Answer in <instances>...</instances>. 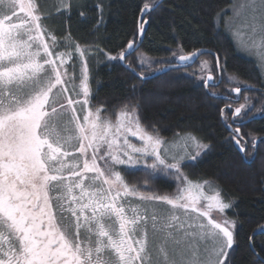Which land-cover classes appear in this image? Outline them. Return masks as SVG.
<instances>
[{"label": "snow or ice", "instance_id": "snow-or-ice-1", "mask_svg": "<svg viewBox=\"0 0 264 264\" xmlns=\"http://www.w3.org/2000/svg\"><path fill=\"white\" fill-rule=\"evenodd\" d=\"M162 7L159 0L138 6L140 26L118 54L98 45L91 50L119 61L141 84L159 78L145 72L153 64L167 76L212 55L185 54L178 45L173 59L139 53L133 66L129 57L143 25ZM55 10L69 20L63 37L48 27L52 13L40 0H0V264H232L238 219L218 220L212 211L223 214L234 209V201L208 180L194 181L188 171L198 167L212 144L192 131L169 139L155 125H144L135 95L115 108L94 105L88 50L70 29L73 11L86 17L88 6L61 0ZM95 10L99 31L103 4ZM216 15L236 46L264 68V0H231ZM73 52L81 61L78 76ZM200 69L199 75H188L201 82L207 96L223 99L218 112L227 141L242 162L254 164L264 137L241 129L264 120V87L257 99L245 94L240 102L242 89L229 76L228 83L237 85L228 89L235 98H220L209 91L217 86L214 72L222 78L225 71L219 54L214 70L207 60ZM137 175L138 181L129 179ZM169 181L175 191L160 192L157 186ZM258 233L264 235V227L247 237L252 264H264Z\"/></svg>", "mask_w": 264, "mask_h": 264}, {"label": "trees", "instance_id": "trees-1", "mask_svg": "<svg viewBox=\"0 0 264 264\" xmlns=\"http://www.w3.org/2000/svg\"><path fill=\"white\" fill-rule=\"evenodd\" d=\"M46 10L52 13L48 27L60 37L66 35L69 26L67 17L61 16L55 5L61 0H40ZM77 2V0H73ZM87 5L86 17H80L73 11L70 19L72 38L87 49L90 84L93 91V104L115 108L130 97L141 102V116L144 125H155L161 135L172 138L177 132L192 131L212 144V150L201 158L195 169H189L190 178L208 180L215 188L222 189L223 196L234 201V209H227L226 216L238 219V244L230 253L232 264H252L254 259L247 237L264 227V146L255 156V163L241 161V154L227 141L229 132L219 120L218 108L223 106V99H214L206 95L201 82L189 73H196L202 60L210 62L215 69V57L203 55L192 68L161 75L150 83L141 84L137 77L119 61L107 60L104 53L93 46L113 55L126 46L128 40L136 34L139 27L138 6L148 0H78ZM97 3L103 4V22L99 31H95L98 14ZM231 0H167L161 9L149 14L147 35L143 45L129 57L133 66L137 65L139 53H145L153 60L173 59L172 52L182 46L185 54L202 49L214 51L221 57L225 71L217 86L209 89L224 98L231 86L228 77L234 76L241 87L240 102L245 94L254 100L264 87V76L258 62L243 57L232 38L217 18V13L227 10ZM86 21V22H85ZM138 40V39H137ZM137 42V41H136ZM75 57L76 53L73 52ZM158 65L145 68L146 74L158 73ZM173 77H182L173 79ZM135 85V92L133 91ZM245 85H254L246 90ZM259 106V104L257 105ZM242 134L254 133L257 138L264 137V120H256L241 129ZM251 160L252 157H248ZM132 178V179H131ZM135 182L139 175L131 177ZM163 193L175 191V184L157 186ZM256 242H264V235L256 236Z\"/></svg>", "mask_w": 264, "mask_h": 264}, {"label": "rangeland", "instance_id": "rangeland-1", "mask_svg": "<svg viewBox=\"0 0 264 264\" xmlns=\"http://www.w3.org/2000/svg\"><path fill=\"white\" fill-rule=\"evenodd\" d=\"M226 30V32L229 34V36H230V38H232L233 39V37L231 36V34L227 31V29H225ZM236 48L238 49V51H239V53L243 56V57H247V58H249V59H252V60H254V61H256V62H258V60H257V58L255 57V56H252V55H249L248 53H246V52H244V51H242V50H240L237 46H236ZM87 59V58H86ZM203 61V60H202ZM209 64H210V62H209ZM258 64H259V62H258ZM201 65V64H200ZM81 61L79 60V63H78V65H77V71H76V74H77V76L79 75V73H80V71H81ZM210 66H211V64H210ZM212 67V66H211ZM259 67H260V70L262 71V73H263V76H264V68H262L260 65H259ZM200 71H201V69L199 68V70H198V73L200 74ZM205 74H207V70H205ZM214 77H215V80H217V78H216V74H215V72H214ZM76 84H77V88H78V85H79V80H77L76 81ZM92 93H93V91H92ZM80 99H82L83 97H82V94H81V96L79 97ZM93 101V100H92ZM93 103V102H92ZM76 107H79L78 105L76 106ZM132 139H135V138H132ZM131 178V177H130ZM129 178V179H130ZM132 179V178H131ZM130 179V180H131ZM132 181V180H131ZM211 185V184H210ZM211 188L212 189H215V187L214 186H212L211 185ZM206 190H207V186H206ZM208 194L209 195H211L212 194V192L211 191H208ZM203 203V202H202ZM227 210V209H226ZM225 210V211H226ZM212 215L213 216H215V218L216 219H222L224 216H226V212H224L223 214H218L217 212H216V210H213L212 211Z\"/></svg>", "mask_w": 264, "mask_h": 264}, {"label": "water", "instance_id": "water-1", "mask_svg": "<svg viewBox=\"0 0 264 264\" xmlns=\"http://www.w3.org/2000/svg\"><path fill=\"white\" fill-rule=\"evenodd\" d=\"M165 1H167V0H159V2L161 3V4H163ZM152 13V12H151ZM139 21H140V19H139ZM140 26V25H139ZM143 27L145 28V32H144V34H143V36H142V38H138V40H137V42L135 43V48H136V52H137V50L143 45V41H144V39H145V37H146V35H147V29H148V27H149V22L148 23H146V24H144L143 25ZM202 51L203 52H205V53H212V56H216V53L213 51H210V50H206V49H202ZM135 53V52H134ZM133 53V54H134ZM132 54V55H133ZM202 57V56H201ZM201 57H199L198 59H195V61L192 63V65L190 66V67H188V68H192V66H194L195 64H197L198 63V60L201 58ZM123 67H125L123 64H121ZM126 68V67H125ZM181 69H184V68H180V70ZM157 76H161V74L158 72L157 73ZM221 81V77H220V75H219V82ZM257 232V231H256ZM260 234L258 233L256 236H259Z\"/></svg>", "mask_w": 264, "mask_h": 264}, {"label": "flooded vegetation", "instance_id": "flooded-vegetation-1", "mask_svg": "<svg viewBox=\"0 0 264 264\" xmlns=\"http://www.w3.org/2000/svg\"><path fill=\"white\" fill-rule=\"evenodd\" d=\"M82 48H84V47H82ZM61 50H63V49H61ZM76 56H77V65H78V63H79V57H78V54L76 53ZM86 58H87V56H86ZM87 64H88V58H87ZM88 71H89V66H88ZM90 75V74H89ZM89 85H90V88H91V84H90V77H89ZM261 89V88H260ZM91 91H92V88H91ZM93 102V101H92Z\"/></svg>", "mask_w": 264, "mask_h": 264}]
</instances>
